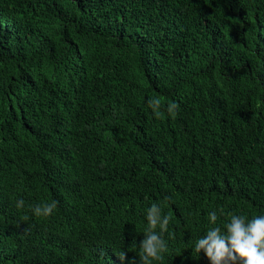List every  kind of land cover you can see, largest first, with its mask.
I'll use <instances>...</instances> for the list:
<instances>
[{"label": "trees", "instance_id": "trees-1", "mask_svg": "<svg viewBox=\"0 0 264 264\" xmlns=\"http://www.w3.org/2000/svg\"><path fill=\"white\" fill-rule=\"evenodd\" d=\"M153 203L159 264L264 214V0H0V264L138 260Z\"/></svg>", "mask_w": 264, "mask_h": 264}, {"label": "clouds", "instance_id": "clouds-1", "mask_svg": "<svg viewBox=\"0 0 264 264\" xmlns=\"http://www.w3.org/2000/svg\"><path fill=\"white\" fill-rule=\"evenodd\" d=\"M154 115H161L160 100L153 98L148 101ZM179 105L176 102L167 105V113L176 115ZM24 200L15 202L20 209L24 207ZM57 208L55 200L50 203L38 204L32 207V214L36 217H49ZM146 227L143 238L139 241L138 260L129 257L127 252L121 251L118 258L124 264H159L164 255L170 252L168 240L170 214H166L160 204L153 203L145 212ZM208 227L202 235L192 242V251L203 253L208 264H264V214L247 216L228 213L226 219L221 220L216 211L207 213Z\"/></svg>", "mask_w": 264, "mask_h": 264}]
</instances>
